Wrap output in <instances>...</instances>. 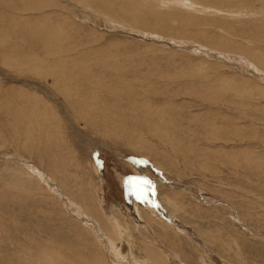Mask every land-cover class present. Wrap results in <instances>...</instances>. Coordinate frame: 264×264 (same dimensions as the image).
<instances>
[{
    "label": "rangeland",
    "instance_id": "1",
    "mask_svg": "<svg viewBox=\"0 0 264 264\" xmlns=\"http://www.w3.org/2000/svg\"><path fill=\"white\" fill-rule=\"evenodd\" d=\"M0 264H264V0H0Z\"/></svg>",
    "mask_w": 264,
    "mask_h": 264
},
{
    "label": "bare ground",
    "instance_id": "2",
    "mask_svg": "<svg viewBox=\"0 0 264 264\" xmlns=\"http://www.w3.org/2000/svg\"><path fill=\"white\" fill-rule=\"evenodd\" d=\"M144 1V0H143ZM185 1V0H184ZM186 2H187V0H186ZM143 3H145V2H143ZM188 3H190L189 1H188ZM140 4H142V3H140ZM146 4V3H145ZM185 4V3H184ZM146 6H148V4L146 5ZM193 6V5H192ZM191 6V7H192ZM27 165V164H26ZM29 175V174H28ZM61 192V191H60ZM116 221V220H115ZM119 222V221H118ZM116 227L119 229V226H118V223H116ZM129 232V231H128ZM121 234V233H120ZM116 235H118V233L116 234ZM127 235H129V237L131 236L129 233L127 234ZM114 238V237H113ZM117 238V237H116ZM113 240H115V239H113ZM131 240V239H130ZM112 243H111V246L113 247V249H114V251H115V253L117 252L118 253V250H117V243L116 242H114V241H111ZM122 261H123V259H122Z\"/></svg>",
    "mask_w": 264,
    "mask_h": 264
}]
</instances>
